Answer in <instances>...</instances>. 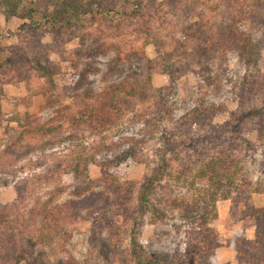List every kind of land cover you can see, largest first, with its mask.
<instances>
[{
  "label": "rangeland",
  "instance_id": "374dc122",
  "mask_svg": "<svg viewBox=\"0 0 264 264\" xmlns=\"http://www.w3.org/2000/svg\"><path fill=\"white\" fill-rule=\"evenodd\" d=\"M37 1L36 11H33L27 0H0V151L26 127L27 119L59 127L57 131L48 133L47 137L55 139L54 146L45 149V153L54 151L57 156L73 154L72 146L75 144L83 143L90 147L100 141H119L121 137L140 138L144 136L143 123L132 122V115L143 110L157 112V105L165 100L166 105L171 107V118L162 127L170 141L174 142V147L165 150L167 165L151 198L161 203L166 210V218L156 224H144L138 240L148 253L171 254L177 243L187 241L189 237V230L180 220L173 201L187 200L193 193L190 176L199 161L196 151L207 149L211 154L224 147L218 143L202 145L207 135L203 129L196 127L188 131L178 127L182 115L204 96L206 103L227 107L225 114L213 119L214 124L229 120L233 126L231 131H237L235 127H238L233 139L240 146L234 153L258 189L253 194V203L264 206V140L257 138L253 120L236 121L229 115L230 111L238 112L239 109L234 90L244 68L238 67L235 54L227 52L224 60L217 56L204 64L214 72L219 71L217 80H220L221 87L218 85L220 90L216 94L204 89L198 76V65L189 63L170 44L171 37L182 38L178 33L186 7L203 9L210 18L218 21L225 13L236 14L241 11L240 8H253L254 0H237V6L232 11H227L224 0H185L177 8L158 0L160 4L151 20L149 35L129 26L128 18H122L120 24L101 19V15L95 14L90 7L82 8L79 0H76L77 6H71L72 10L68 8L66 11L74 13L75 9H81L84 21L80 26L73 25L63 31L58 24L61 17L67 15L64 8L50 0ZM95 1L110 4L112 0ZM256 12L260 17L258 22L249 24L248 20L239 19L240 16L236 19L251 38L264 37V15L260 10ZM90 14L97 18L88 20ZM118 29H123L122 34ZM120 42L125 45L132 42L141 50V55L111 68L114 45L120 46ZM163 58L168 69L160 64ZM147 60H153L155 65L148 66ZM262 62L264 72V49ZM82 72L86 74L85 80L78 87L75 82ZM118 83L135 87L133 109L122 108L121 112H114L116 123L96 130L97 123L92 120L91 125L86 122L88 118L83 116V112L81 115L85 107L81 94L84 89L95 94L108 85ZM259 105L261 103L254 100L243 109L258 108ZM25 144L33 146L36 142L33 137L24 136L16 146L17 153L10 154L0 165V264H63L67 261L71 264H135L128 237L129 212L137 203L138 187L150 175L146 163L127 160L113 170L123 195L121 210H117L109 188L105 194L108 197L106 201L97 197L101 192L92 197L91 191H105L102 186H93L91 191L77 196L74 194V183L66 176L59 184L36 181L31 192L19 201L15 183L34 179V174L43 170L42 166H31V161H36L40 152L25 153ZM126 147L123 144L118 151ZM160 147L155 141L148 142L143 148V158L154 163L159 158ZM117 153L103 151L96 159L103 161ZM86 174L91 179L98 178L101 175L99 166L89 164ZM60 187L63 190L53 204L60 206L72 201L59 213L70 220L53 223L47 232L45 228L40 229L39 218L33 219L34 211ZM229 206V200L217 201V217L212 222L221 243L216 250L219 264H237L231 245L236 236L253 237L252 219H232ZM75 212H78L77 220L74 219ZM21 252L25 254L23 259L20 258Z\"/></svg>",
  "mask_w": 264,
  "mask_h": 264
},
{
  "label": "trees",
  "instance_id": "16d2710c",
  "mask_svg": "<svg viewBox=\"0 0 264 264\" xmlns=\"http://www.w3.org/2000/svg\"><path fill=\"white\" fill-rule=\"evenodd\" d=\"M224 1L227 11H232L237 6V0ZM27 2L30 9L36 11L38 1L27 0ZM50 2L63 7L67 12V15H63L58 24L63 31L73 25L80 26L84 21L81 9H75L74 13L66 11L68 8L72 10L71 6L78 5L76 0H50ZM160 2L177 8V5L181 2L184 3L185 0H160ZM79 4L82 8L90 7L91 11H95V14L101 15V19L115 21L116 24L122 23V18H128L129 26L140 29V32L145 31V34L149 35L151 20L160 3L158 0H112L110 4H104L95 0H79ZM243 8H240L241 11L239 10L236 14L225 13L221 19L215 21L207 13H204L203 9L196 6L194 8L186 7L184 21L178 33L182 38L171 37L170 44L173 46L172 49L176 50L180 56L185 57L189 63L195 62L198 65L200 68L198 76L204 89L212 90L216 94L219 93L221 87L220 80H217L219 71L214 72L205 65L217 56H221L224 60L226 52L235 54L236 63L238 67L244 68V73L234 90L239 106L238 112L230 111L229 115L231 114V117H234L236 121L253 120L257 138L264 140V72L262 71L264 37L251 38L247 30H242L236 21L240 16L239 19L242 17L244 20H248L249 24L258 22L260 17L256 11L260 10L264 15V0H254V7L249 10ZM94 18L97 16L90 14L88 20H94ZM118 30H121L119 33L122 34L123 29ZM67 38L69 37L67 36ZM132 44L131 42L125 45L124 42H120L118 43L120 46L114 45L115 54L111 68L119 62L141 55V50ZM158 62L160 63V61ZM146 63L148 66L155 65L153 60H147ZM160 64L168 69L165 58ZM79 75L75 82L78 87L85 80L86 74L82 72ZM47 80H50V76L47 77ZM135 93L133 85L124 83L108 85L95 94L89 89H84L80 97L85 106L81 115L83 112V116L88 118L86 122H90L91 125L92 120L95 121L97 123L96 130L113 126L116 123L113 118L114 112L119 113L122 108L133 109ZM260 94L261 97L256 99V95ZM254 100L261 103L258 108L252 106L248 110L243 109V106L247 107ZM156 108L157 112L149 113L143 110L132 115V122L142 121L144 136L140 138L121 137L119 141H110L109 143L100 141L90 147L83 143L75 144L72 146L73 154L69 156H57L54 151L45 153V149L54 146L55 140L53 137H47L48 133L57 131L59 127H49L27 119L26 127L6 145L4 150L0 151V165L10 157V154L17 153L16 146L24 136L33 137L36 144L33 146L25 144L24 150L29 154L40 152L36 161H31V166H42L43 170L41 173H35L34 179L19 180L15 183L14 188L19 201H23L26 194L31 192L36 181L59 184L62 182V177L66 176L74 183V194L77 196L91 191L93 186H102L105 191H91L92 197H96L101 192L97 197L106 201L108 197L105 194L108 193L107 188H109V192L114 196L117 210H121L124 200L121 195V187L114 179L113 170L127 160L146 163L150 168V175L138 187L137 203L129 212L128 237L135 264H219L216 250L221 246V243L218 232L212 225L213 220L217 217L216 202L219 200L230 201L229 215L232 219L251 218L253 221L252 238L240 235L231 241L237 264H264V206H256L253 203V194L258 192V189L241 164V160L234 153V150L240 146L233 139V134L238 131V127H235L237 131H231L233 126L230 125L229 120L224 121L223 124H214L213 119L218 115L225 114L227 107L224 104L206 103L204 96L195 101L194 106L182 115L178 127L188 131L196 127L200 130L203 129L207 135L203 138L202 145L218 143L220 146H224V150L220 149V151L211 154L207 149L196 151L199 161L196 162L197 166L192 169L194 171L190 176V185L194 188L193 193L187 200L176 201L175 199L173 201L179 212L180 220L189 230L187 232L189 237L187 241L177 243L171 254L148 253L139 242L140 229L144 224H156L166 218V210L160 202L153 201L151 195L164 175L165 165H167L164 157L165 150H172L174 147V142L170 141L162 127L163 123L171 118V107L166 105L165 100H162ZM37 141L40 143L37 144ZM153 141L161 146L156 163L143 158V148L148 142ZM242 141L250 144L246 139H242ZM123 144H126L127 147L118 151ZM213 146L215 147V145ZM103 151L118 153L111 158L97 161L96 156ZM89 164L99 166L101 175L98 178L91 179L86 174ZM62 190L61 188L53 191L40 205L36 206L33 219L39 218L40 229L45 228L48 232L53 223L70 220L69 217H63L59 213L72 201L60 206L53 204ZM77 215L78 212H75V220L79 218ZM145 216L148 218L145 219ZM24 257V252H21L20 258ZM42 264L49 263L42 262ZM63 264L71 263L67 261Z\"/></svg>",
  "mask_w": 264,
  "mask_h": 264
}]
</instances>
